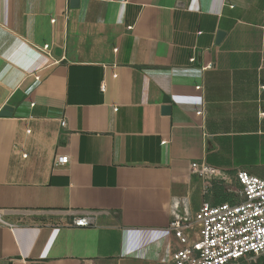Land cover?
<instances>
[{"label": "crops", "instance_id": "obj_1", "mask_svg": "<svg viewBox=\"0 0 264 264\" xmlns=\"http://www.w3.org/2000/svg\"><path fill=\"white\" fill-rule=\"evenodd\" d=\"M71 1L0 0V264H172L192 162L264 178V0Z\"/></svg>", "mask_w": 264, "mask_h": 264}, {"label": "built area", "instance_id": "obj_2", "mask_svg": "<svg viewBox=\"0 0 264 264\" xmlns=\"http://www.w3.org/2000/svg\"><path fill=\"white\" fill-rule=\"evenodd\" d=\"M48 48L47 44L42 49ZM68 162L69 155H57L54 166ZM191 173L203 181L205 192L215 184L227 185L233 200H203L193 212L182 205L183 200L174 202L170 228L178 246L171 254L172 264H258L264 260V178L241 170L233 182L227 172L206 161L192 162ZM2 223L6 222L0 212ZM92 224L94 217L87 213L79 214L72 223L82 227Z\"/></svg>", "mask_w": 264, "mask_h": 264}, {"label": "water", "instance_id": "obj_3", "mask_svg": "<svg viewBox=\"0 0 264 264\" xmlns=\"http://www.w3.org/2000/svg\"><path fill=\"white\" fill-rule=\"evenodd\" d=\"M72 6H78L79 0H72L71 1ZM225 32L221 31L218 35V41H220ZM14 111V108L10 105H5L1 110H0V116H11ZM163 111L165 113H170L171 112V105H164Z\"/></svg>", "mask_w": 264, "mask_h": 264}, {"label": "trees", "instance_id": "obj_4", "mask_svg": "<svg viewBox=\"0 0 264 264\" xmlns=\"http://www.w3.org/2000/svg\"><path fill=\"white\" fill-rule=\"evenodd\" d=\"M214 188L218 193V200L213 201L214 203L233 200V195L229 194L228 191L226 190V187H224L223 185L215 184Z\"/></svg>", "mask_w": 264, "mask_h": 264}, {"label": "rangeland", "instance_id": "obj_5", "mask_svg": "<svg viewBox=\"0 0 264 264\" xmlns=\"http://www.w3.org/2000/svg\"><path fill=\"white\" fill-rule=\"evenodd\" d=\"M264 260H259L258 264H263Z\"/></svg>", "mask_w": 264, "mask_h": 264}, {"label": "flooded vegetation", "instance_id": "obj_6", "mask_svg": "<svg viewBox=\"0 0 264 264\" xmlns=\"http://www.w3.org/2000/svg\"><path fill=\"white\" fill-rule=\"evenodd\" d=\"M264 264V263H263Z\"/></svg>", "mask_w": 264, "mask_h": 264}]
</instances>
